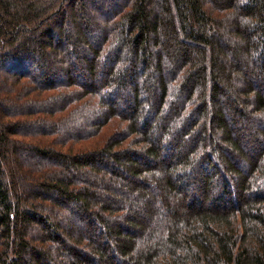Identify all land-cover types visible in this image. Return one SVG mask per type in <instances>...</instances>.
I'll list each match as a JSON object with an SVG mask.
<instances>
[{
    "label": "trees",
    "instance_id": "1",
    "mask_svg": "<svg viewBox=\"0 0 264 264\" xmlns=\"http://www.w3.org/2000/svg\"><path fill=\"white\" fill-rule=\"evenodd\" d=\"M0 264H264V0H0Z\"/></svg>",
    "mask_w": 264,
    "mask_h": 264
}]
</instances>
